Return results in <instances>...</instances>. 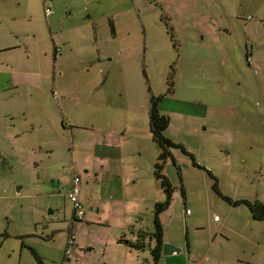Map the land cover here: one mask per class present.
Returning a JSON list of instances; mask_svg holds the SVG:
<instances>
[{
    "label": "rangeland",
    "instance_id": "rangeland-1",
    "mask_svg": "<svg viewBox=\"0 0 264 264\" xmlns=\"http://www.w3.org/2000/svg\"><path fill=\"white\" fill-rule=\"evenodd\" d=\"M87 82L97 87L92 96L109 104L99 108L111 111L115 129H126L114 140L141 188L129 205L108 211L111 221L92 217L94 226L77 231L76 225L89 223L72 220L66 194L78 175L84 206V195L98 189L93 183L98 162L90 151L80 154V134L74 135L73 122L61 119L51 90L72 115L69 101L85 97L74 85ZM152 97L160 98L159 111L170 119L164 135L188 152L171 147L162 163L172 187L170 202L159 213L162 242L181 250L161 254L157 264L203 263L209 229L218 231L217 241L233 246L239 241L235 235L249 229L264 244V221L254 220L245 204H231L214 192L206 172L232 200L264 202V0H0V113L12 114L0 119V126L13 129L14 137L0 144V264H37L28 247L45 264H61L71 221L76 240L85 241L65 264H100L102 255L103 264H119L123 257L153 264L155 202L167 195L155 174L160 148L149 130ZM12 98L14 106L7 104ZM43 98L51 102L47 113L72 133L65 131L53 148H31L20 101L33 109ZM97 117V125L107 122ZM111 150L117 159L116 145ZM138 239L143 247H130ZM261 251L254 252L260 260L251 258L250 264H264ZM229 256L230 250L216 263Z\"/></svg>",
    "mask_w": 264,
    "mask_h": 264
},
{
    "label": "crops",
    "instance_id": "crops-1",
    "mask_svg": "<svg viewBox=\"0 0 264 264\" xmlns=\"http://www.w3.org/2000/svg\"><path fill=\"white\" fill-rule=\"evenodd\" d=\"M95 87L91 86L90 82L74 85L76 92L84 93L85 97L84 99L81 97L74 98L73 102L69 101L70 102L69 105L67 102L68 106L66 107V109H68L70 114L74 113L72 115H68L66 114V112H64L61 102L56 100V97H54L56 91L54 89L51 90V95L53 99L55 100V103L61 108L60 109L61 119L63 121L68 120L69 122H73L74 126L77 128V131L74 133V135L76 136L80 134L78 141L81 143V145H84V150H80V154L90 151V154L92 156L91 160L92 161L96 160L98 162V170H96L93 173V176H94L93 183L98 186V189L95 190L93 188V193L86 194L83 197L84 204H85L84 205L85 215H84L83 220H85L89 224L76 225L75 228L77 229V231L78 229L87 230L89 227L94 226L92 217H94L96 221H100L104 223H108L109 221H111L109 219L108 211H115L116 205H121L122 203H126L125 206L129 205V201L135 198L133 197V195L138 192L139 188H141L140 186L141 182L136 180L135 178L136 174L130 172L129 169L126 168L125 164L122 161L124 160L125 153L121 149L119 141L114 140L115 134H119L120 132L124 133L126 129L125 128L115 129L116 126L114 124V118H113L111 111L102 112L100 110L101 108H99V105H101L105 109L106 106H109V104H107L106 102H103L102 100L99 101L98 98L95 99V96H92L93 92L97 88ZM66 96H69L68 92L67 93L64 92L62 96H60V98L64 99V102H65V100H68L69 98ZM15 100H16L15 98H12L13 102L7 103V104L13 105ZM40 101H41L40 103H37L39 104V106L34 107L33 109L31 108L32 105L30 103H29V106L26 105L27 109L24 108L25 105L22 106L23 102L20 101V106L24 109L23 112L28 117V121H29L28 123L30 126L29 127V133H30L29 139H26L25 141H26L27 146L31 148L36 147V146L53 148L58 143H60V141L61 142L63 141L62 138L65 137L64 135L65 131L69 130L72 133V129L70 130L67 126L58 125V123H56V119L52 118L51 115L47 113V108H48L47 106H50L51 104L50 101L46 100V98L40 99ZM81 104H83L82 107H81ZM0 105L2 107L1 109H3V104L1 100H0ZM11 109L13 108H8V111ZM76 109L78 110V112L75 111ZM97 113L107 122L103 123L100 121L99 125H97L96 123L99 121L97 117ZM7 117L12 118V114L6 116L3 113H0V119H4ZM67 125L71 126V124H68V123ZM6 130L8 129L0 126V132L2 131L1 135L3 137L2 139H0V144L7 143L8 136L12 139L14 138L12 137L13 129H9L7 132ZM35 130H38L37 131L38 135H35V132H34ZM11 145H13V143ZM114 145H116V147L118 148L119 154H118L117 159L113 158V154L111 150V148ZM84 175L86 176L89 175V172L86 169L84 170ZM104 175H106L105 177L106 184H107L106 191H102ZM116 179H117V182L115 181ZM115 186H117V192H115ZM79 193H80V190H79ZM99 195H102V198H99ZM79 201L82 203V201L80 200V197H79ZM252 201H260L264 203L263 201L258 200V199L252 200ZM93 208L95 211H93ZM52 213H53V210L48 208L47 214H52ZM86 216H88L89 219L86 218ZM72 220H74L73 217H72ZM160 224H161V221H160ZM188 225L189 224H187V226ZM72 227H73V222L71 221L69 226L67 227L68 232L69 230L72 232ZM48 231H49V227L46 229V232ZM230 231L232 234H235L238 230L236 231V230L230 229ZM250 231L252 230H249V229L246 230L245 232L246 235H243V236H240L239 234L235 235L237 238H239V241L233 246L231 241L227 242L225 239H221L217 241V238L219 236L217 235L218 231L213 233L212 230L209 229L208 237L210 239H209L207 248L204 251V256L202 257V260H203L202 264H217L216 263L217 257L218 256L222 257L223 253L228 254V250H230V256L227 258V260L226 258H224V264H250L251 258L253 261L260 260V257H256L259 253H256V254L254 253L257 249H259V247L262 248L261 252L264 258V244H259L256 236L252 235L251 233L249 234ZM67 239H68V236L65 239V245H64V250H63V260L61 261V264H65V262L68 260L70 254L73 251L75 254L79 255L80 250L77 253H76V250L80 249V246L85 241V240H82V237H79V240H76V235H74V242L73 244L69 245ZM187 247L190 248L189 245H187ZM9 248H15L14 244H10ZM67 248H69L68 252H66ZM83 248L87 250V249H91V246L85 245V247ZM114 250L122 251L123 249L114 248ZM127 251H130V250L128 249ZM83 253L84 252H82V254ZM114 258L115 257L113 256L112 257L113 262H114ZM104 260L105 259L103 255L98 259V261H101L100 264H103ZM193 261L195 260H191L190 264ZM119 264H137V261L136 263H132L127 260V257H123L122 262Z\"/></svg>",
    "mask_w": 264,
    "mask_h": 264
},
{
    "label": "trees",
    "instance_id": "trees-1",
    "mask_svg": "<svg viewBox=\"0 0 264 264\" xmlns=\"http://www.w3.org/2000/svg\"><path fill=\"white\" fill-rule=\"evenodd\" d=\"M57 51H59V47L55 46V53L57 54ZM248 56V55H247ZM159 97H152L150 102V108H149V130L151 132L152 139L158 144L160 148V153L158 155V161L155 163V174L156 177L161 179V185L163 186L165 193H166V200L162 202L155 203V216H154V231L152 233V236L154 238V244L151 248V256H152V262L153 264H157V261L159 257L161 256V246L163 244V233H162V226L160 224V218L159 213L163 212L169 202H170V195L172 192V187L170 186L169 181L167 178L161 173L162 163L167 158V156H171L170 148L171 147H179L182 149L184 153H188L184 147L181 144H176L172 140H170L167 136L164 135V131L169 125L170 119L169 116L161 113L158 108L159 104ZM193 164L197 167H200V165L193 161ZM201 168V167H200ZM207 174L210 176V178L213 180L211 187L214 192H216L219 196H221L223 199L227 200L231 204H240L243 203L248 209L249 214L254 220L264 221V203L260 201H249L247 199H241V200H232L226 195H223L219 187L217 185L216 177L211 173V171L206 170ZM181 193L184 195L183 190H181ZM122 239H120L121 241ZM131 245L132 243L129 242ZM144 245V241L141 239H138L135 243L132 244V248L134 249H140ZM129 247V246H128ZM129 247V248H130ZM30 249V253L32 254L34 260L37 264H45L43 262V259L36 253L34 248L28 247Z\"/></svg>",
    "mask_w": 264,
    "mask_h": 264
},
{
    "label": "built area",
    "instance_id": "built-area-1",
    "mask_svg": "<svg viewBox=\"0 0 264 264\" xmlns=\"http://www.w3.org/2000/svg\"><path fill=\"white\" fill-rule=\"evenodd\" d=\"M47 13L50 12V8L46 7L45 10ZM79 188H80V178L78 175H75L72 177L68 192L66 194L67 198L69 199V201L72 204L73 207V212H72V217L74 220H81L84 218L85 215V208L82 205V203L79 201ZM186 214H189V210L186 209ZM215 217H217V215H215ZM68 244H73L74 242V234L69 231L68 234ZM69 251V248L66 249V252ZM191 264H202L200 261H195L192 262Z\"/></svg>",
    "mask_w": 264,
    "mask_h": 264
},
{
    "label": "water",
    "instance_id": "water-1",
    "mask_svg": "<svg viewBox=\"0 0 264 264\" xmlns=\"http://www.w3.org/2000/svg\"><path fill=\"white\" fill-rule=\"evenodd\" d=\"M180 248L175 247L172 244H167V243H163L161 246V254L162 255H170L173 253H178L180 252Z\"/></svg>",
    "mask_w": 264,
    "mask_h": 264
}]
</instances>
